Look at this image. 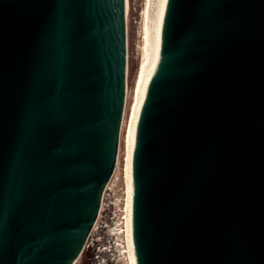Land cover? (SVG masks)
<instances>
[{
  "label": "water",
  "instance_id": "water-1",
  "mask_svg": "<svg viewBox=\"0 0 264 264\" xmlns=\"http://www.w3.org/2000/svg\"><path fill=\"white\" fill-rule=\"evenodd\" d=\"M127 0H0V264H72L117 162ZM135 264H264V0H153L130 136Z\"/></svg>",
  "mask_w": 264,
  "mask_h": 264
},
{
  "label": "rangeland",
  "instance_id": "rangeland-1",
  "mask_svg": "<svg viewBox=\"0 0 264 264\" xmlns=\"http://www.w3.org/2000/svg\"><path fill=\"white\" fill-rule=\"evenodd\" d=\"M147 6L148 0H128L126 81L128 78L130 91L127 96L126 109H128L131 100V86L135 81L144 50V24ZM117 162V167L105 187L98 222L86 241L80 259L75 264H97L95 254L100 246H105L109 250L101 254L99 252L100 255L112 258L108 261L109 264H125L127 262V253L122 252V249L126 248L123 232L125 209L123 169L121 168L122 161L118 160ZM127 264L130 263L127 262Z\"/></svg>",
  "mask_w": 264,
  "mask_h": 264
},
{
  "label": "bare ground",
  "instance_id": "bare-ground-1",
  "mask_svg": "<svg viewBox=\"0 0 264 264\" xmlns=\"http://www.w3.org/2000/svg\"><path fill=\"white\" fill-rule=\"evenodd\" d=\"M152 3H153V0H148V6H147V10H146L145 24H144L145 45H144V50H143V53L141 56V60L139 62L135 81H134L133 85L131 86V100L128 104V109H126V107L124 106L123 118H122V123H121V127H120L119 148H118V154L119 155L117 156V161L118 160L122 161V165H121V168L123 169L122 181H123L124 193H125V209H124V222H123L124 230H123V232H124L125 240H126V248H123L122 252L127 253V262H129L130 264H135L134 248H133L132 235H131L130 136H131V130H132L133 114H134L135 104H136L138 92H139L141 81H142V75H143L144 64H145L146 53H147L148 30H149V24H150L151 12H152ZM127 5H128V0H127ZM129 91H130V86H129L128 78H127L125 105L127 102V96L129 94ZM122 126H123V129H122ZM117 163L118 162H116V166L114 168V171L117 167ZM114 171H113V173H114ZM113 173H112V175H113ZM112 175H111V177H112ZM104 192H105V189H104ZM100 207H102V204ZM97 222H98V219L94 222L91 230H94ZM78 259H80V256L77 259H75L72 264H75ZM127 262H125V264H127Z\"/></svg>",
  "mask_w": 264,
  "mask_h": 264
},
{
  "label": "built area",
  "instance_id": "built-area-1",
  "mask_svg": "<svg viewBox=\"0 0 264 264\" xmlns=\"http://www.w3.org/2000/svg\"><path fill=\"white\" fill-rule=\"evenodd\" d=\"M105 189V188H104ZM106 190V189H105ZM104 195H105V192H103V197H102V200L104 199ZM102 204V203H101ZM99 216H100V211H99V214H98V216H97V218H96V220L99 218ZM95 220V221H96ZM94 221V222H95ZM94 224V223H93ZM93 227V226H92ZM92 229V228H91ZM91 232H92V230H90V233H89V235H88V237L90 236V234H91ZM88 237H87V240H88ZM86 240V241H87ZM117 243V242H116ZM85 245H86V243H85ZM98 250H97V253L95 254V256H96V258H97V260H96V263L97 264H109L108 263V261L110 260V258L111 257H107V256H104V255H100L102 252H108L109 250L105 247V246H100V247H98L97 248ZM99 252H100V254H99ZM112 259V258H111Z\"/></svg>",
  "mask_w": 264,
  "mask_h": 264
}]
</instances>
